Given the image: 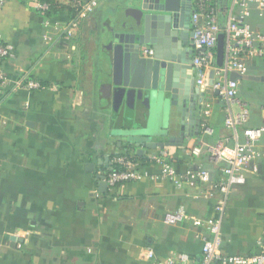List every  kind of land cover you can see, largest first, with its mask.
<instances>
[{"label": "crops", "instance_id": "obj_1", "mask_svg": "<svg viewBox=\"0 0 264 264\" xmlns=\"http://www.w3.org/2000/svg\"><path fill=\"white\" fill-rule=\"evenodd\" d=\"M40 1L3 0L0 7V37L14 53L3 62L10 85L0 88V264H167L176 255L200 262L203 239L210 237L207 220L218 217V195L204 197L213 184L194 181L177 187L163 178L161 165L150 156L164 149L179 174L201 167L216 180L222 163L212 160L207 145H234L245 140L248 128L264 126V81L253 78L264 76V59H251L245 73L229 75L238 81L237 99L249 111L237 135L225 125V101L206 87L201 89L205 97L197 114L199 129L189 124L182 144L149 149L115 132L122 115L123 127L131 125L125 102L114 112L109 40L113 28L133 22L126 13L133 4L98 0L69 37L66 27L78 0H55L57 12L51 16L39 11ZM231 7L232 0L217 2L222 26ZM249 10L248 23L264 33V13L254 5ZM185 41L178 49L188 54L193 48L189 32ZM33 79L44 88H15ZM171 95L164 93L166 100ZM180 118L177 105L168 101L165 112L152 108L151 116L140 122L155 121L156 132L148 136L165 143L180 135ZM203 125L211 133H204ZM195 147L202 152L193 154ZM258 149L264 154V133ZM124 152L144 163L140 178L106 192L100 182L113 157ZM178 210L185 219L167 223V214ZM263 237L261 157L250 165L246 182L229 194L221 251L258 253Z\"/></svg>", "mask_w": 264, "mask_h": 264}, {"label": "built area", "instance_id": "obj_2", "mask_svg": "<svg viewBox=\"0 0 264 264\" xmlns=\"http://www.w3.org/2000/svg\"><path fill=\"white\" fill-rule=\"evenodd\" d=\"M218 0H194L193 20V47L195 50L193 57V70L195 73V83L198 87L211 89L219 94L225 101L227 112L225 125L231 129L235 135L239 127L247 120L249 111L246 105L237 99L238 81L230 78V73H245L248 61L254 58L264 59V33L255 31L248 23L250 16V6L254 5L261 14L264 13V0H232V7L229 19L225 26L218 21L217 13ZM98 0H78L76 13L66 27V34L71 37L78 27L80 20L86 18L97 6ZM3 0H0V7ZM51 7L50 3L40 1L38 9L40 12L47 11ZM238 9L239 12H235ZM201 19L203 21H201ZM225 35V56L222 66L217 64V44L219 35ZM151 54L152 50H146ZM14 55L13 46L5 42L0 37V88H7L10 80L3 69L4 60ZM214 72L213 84H210L211 74ZM24 87L28 90H39L44 88V84L36 79L21 81L15 84V88ZM235 106L239 110H235ZM203 132L208 134L211 130L203 125ZM264 133V126L248 128L245 131V140L230 145L221 142L217 145H207L206 149L211 154L212 160L222 163L219 166L217 179L211 172L199 168L189 170L181 175L175 166L166 158L167 152L156 150L150 159L157 161L162 167V176L174 183L177 187H182L189 182H201L213 184L212 190L206 191L204 197L218 195L216 219L207 220L210 237H204L202 245V260L200 262L191 259L188 255H176L167 260V264H264V237L258 241L260 252L250 255H228L221 251L222 243V221L228 207V197L232 188L246 182L247 173L250 172V165L256 160L264 157L258 149V142ZM201 147H195L193 154H200ZM144 163L138 161L129 152L120 153L112 159L111 168L106 171L103 181L109 188H115L119 184L137 180L140 178L139 169ZM120 166L121 169H114ZM186 214L182 210L171 212L166 216V222L170 224L182 222ZM200 224V220H194ZM151 258V257H150Z\"/></svg>", "mask_w": 264, "mask_h": 264}, {"label": "water", "instance_id": "obj_3", "mask_svg": "<svg viewBox=\"0 0 264 264\" xmlns=\"http://www.w3.org/2000/svg\"><path fill=\"white\" fill-rule=\"evenodd\" d=\"M132 7L126 10L133 22H123L111 30L109 45L114 56L112 81L113 107L119 113L125 102V119L130 127H123V115L115 132L138 140V146L149 149L183 143L189 124L199 126L197 117L205 93L195 83L193 70L194 47L179 51L180 41L194 36L193 0H128ZM179 29H182L181 31ZM186 43V41H185ZM152 53L147 54L146 50ZM225 56V35L221 33L217 44V64L222 66ZM181 77V85L177 77ZM214 72L210 84H213ZM232 78V77H231ZM264 81L263 77H253ZM165 91H172L171 100H166ZM168 101L177 105L181 113L179 136L169 137L165 143L152 141L148 134L154 133L155 121L143 124L151 116V109L165 112ZM137 110V113H136ZM137 119L138 124H134ZM199 129V128H198ZM197 129V130H198ZM145 141V142H144ZM100 177V176H99ZM100 186L108 191V184Z\"/></svg>", "mask_w": 264, "mask_h": 264}, {"label": "trees", "instance_id": "obj_4", "mask_svg": "<svg viewBox=\"0 0 264 264\" xmlns=\"http://www.w3.org/2000/svg\"><path fill=\"white\" fill-rule=\"evenodd\" d=\"M42 1H46V2H48V3H50V5H51V7H50V9L49 10H47V11H43V12H41L42 14H44V15H48V16H51V15H53V14H55L56 12H57V10H55V8H56V5H57V3L55 2V0H42ZM76 13V7H74V14ZM137 158H139V157H137ZM140 159H142V160H144V161H147L148 160V158L147 157H140ZM121 169L120 168V166H115L114 167V169Z\"/></svg>", "mask_w": 264, "mask_h": 264}, {"label": "rangeland", "instance_id": "obj_5", "mask_svg": "<svg viewBox=\"0 0 264 264\" xmlns=\"http://www.w3.org/2000/svg\"><path fill=\"white\" fill-rule=\"evenodd\" d=\"M120 154V153H119ZM119 154H117V155H119ZM116 156V155H115Z\"/></svg>", "mask_w": 264, "mask_h": 264}]
</instances>
